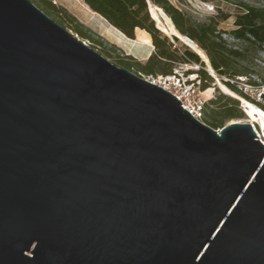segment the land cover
I'll list each match as a JSON object with an SVG mask.
<instances>
[{
	"label": "water",
	"instance_id": "water-1",
	"mask_svg": "<svg viewBox=\"0 0 264 264\" xmlns=\"http://www.w3.org/2000/svg\"><path fill=\"white\" fill-rule=\"evenodd\" d=\"M0 264H264V143L0 0Z\"/></svg>",
	"mask_w": 264,
	"mask_h": 264
},
{
	"label": "trees",
	"instance_id": "trees-1",
	"mask_svg": "<svg viewBox=\"0 0 264 264\" xmlns=\"http://www.w3.org/2000/svg\"><path fill=\"white\" fill-rule=\"evenodd\" d=\"M30 1L57 23L72 30L82 39L88 40L92 48L118 66L134 73L155 76L170 74L179 65L195 64L199 66L195 72L200 80L201 90L209 88L214 82L213 76H218L221 84L230 91L245 98L244 100L255 107L260 105L240 91L231 80H235L237 76H245L248 84L261 85L248 77L251 71L247 53L250 49L254 52L264 51V7H256L242 1L237 3L241 11L235 16V28L229 31L235 42L229 43L223 37L225 31L218 28L219 22L227 19L229 14L220 10H218L220 13L210 17L208 21H198L170 0H82L90 11L100 15L126 38L133 41L136 32L135 42L153 46L149 57L145 61H140L130 54H124L115 44L85 26L65 7L56 5L52 0ZM148 2L153 5H149ZM156 24L166 34L179 32L188 37L191 41L188 39L186 43L191 45L203 60H208L207 68L213 76L205 69L204 61L196 52L182 41L180 47L174 45L172 40L178 42L179 39L173 36L171 40L156 27ZM262 60L264 62V57ZM243 62L245 65H242ZM261 81L264 82V76L261 77ZM236 98L219 93L216 98L209 99V103L204 105L202 111V122L216 129L222 127L227 120L243 117L239 100Z\"/></svg>",
	"mask_w": 264,
	"mask_h": 264
},
{
	"label": "rangeland",
	"instance_id": "rangeland-1",
	"mask_svg": "<svg viewBox=\"0 0 264 264\" xmlns=\"http://www.w3.org/2000/svg\"><path fill=\"white\" fill-rule=\"evenodd\" d=\"M172 3L183 9L186 13L191 15L194 19L198 21H208V19L212 16L217 15L218 10L222 11L223 13L229 14V17L223 21H220L218 24V28L224 30L223 37L229 42L233 43L235 42V39L232 37V35L229 33L230 30L235 28L234 20L235 16L239 11H241L240 6H238V2L242 1L244 3H248L250 5L256 6V7H264V0H170ZM53 3L56 5H61L67 9L72 15H74L81 23H83L85 26L92 29L95 33L98 35H101L105 40H107L110 43L116 42L118 45L123 47L115 38L113 35H111L106 29L103 27L107 25L106 21H103L101 18H99L96 14L92 13L89 9V7L83 3L82 0H52ZM106 23V24H105ZM68 29L67 27H65ZM72 34L77 36L79 39L83 40L86 44H89V41L86 39H82L78 34L74 33L72 30L68 29ZM169 35V34H168ZM172 40V37H169ZM182 40L186 41V39L180 37ZM135 41V40H134ZM139 43V41H136ZM174 45L181 46L182 42L179 40L178 42H174ZM115 44L117 47H119L124 54H135L137 56L142 55L144 53V43H139L136 47H132V51L125 49V47L121 48ZM147 45V44H146ZM126 46V45H125ZM125 49V50H124ZM130 49V48H129ZM143 49V50H142ZM129 52V53H128ZM247 57L249 59V69L250 73L248 74V77L252 80L257 81L261 85H264V82L261 81V77L264 76V51L259 50L254 52L252 49L247 53ZM205 61V60H204ZM206 65L208 66V63L206 62ZM242 65H245L243 62ZM199 66H196L195 64H183L176 66L175 68L179 69L180 71H183L186 74H194L198 77L197 73L195 72L196 69H198ZM206 67V66H205ZM174 68V69H175ZM191 70L192 73H188L187 71ZM209 73V72H208ZM140 75L141 77L147 79L146 74L142 73H136ZM211 76H213L211 73H209ZM214 82L211 83L209 88H206L204 91V96L207 99H214L218 96L219 93L227 94L233 98H236L235 96L228 94L218 86V82L222 83V81L219 79L218 76H213ZM226 80V78H224ZM238 100V98H236ZM209 103V100L206 102V105ZM239 106L241 110L243 111L244 116L241 118H234L230 119L224 122V125L232 122V121H240V122H248L252 123L254 130L256 133H259V135H264V126H262L258 120L251 117L247 109L244 107L243 103L242 106ZM205 110H208V108H205ZM258 125H257V124ZM221 127L216 128L219 129ZM262 137V136H261Z\"/></svg>",
	"mask_w": 264,
	"mask_h": 264
},
{
	"label": "built area",
	"instance_id": "built-area-1",
	"mask_svg": "<svg viewBox=\"0 0 264 264\" xmlns=\"http://www.w3.org/2000/svg\"><path fill=\"white\" fill-rule=\"evenodd\" d=\"M147 80L170 92L180 101L184 109L196 119L202 121V111L209 99L203 96V92L206 89L201 90L200 80L196 75L186 74L175 68L170 74L147 75ZM246 80L247 77L245 76H237L236 79L231 80V82L235 83L236 87L246 96L260 103V105H255L257 106L258 114H261V117L264 118V103L259 96L261 92H264V85L252 86L248 84ZM238 100L241 102L240 105L242 106L241 99L238 98ZM257 135L261 142L264 143V135H261L262 137H260L259 133H257Z\"/></svg>",
	"mask_w": 264,
	"mask_h": 264
},
{
	"label": "bare ground",
	"instance_id": "bare-ground-1",
	"mask_svg": "<svg viewBox=\"0 0 264 264\" xmlns=\"http://www.w3.org/2000/svg\"><path fill=\"white\" fill-rule=\"evenodd\" d=\"M92 12V11H91ZM94 14H96L95 12H92ZM99 18H101L103 21H105L100 15L96 14ZM106 24V23H105ZM104 29H106L111 35L114 36V38L123 46L125 47V49L129 50L130 52L132 51V47H136L137 45H139V43L134 42L128 38H126L120 31H118L117 29H115L114 27H112L111 25H109L107 23V25H105L103 27ZM186 39V38H184ZM188 40V39H186ZM126 45V46H125ZM145 48L144 49V53H142V55H146L149 53L150 51V46L147 44L144 45ZM130 48V49H129ZM142 49V50H143ZM195 51V50H194ZM197 52V51H196ZM141 55V54H140ZM208 63V60L205 61ZM218 86L222 89V91L231 94L237 98H240L244 107L247 109L248 114L253 117L254 119L258 120L259 123L264 126V118L261 117V114H258V110L257 107H255L253 104L247 102L246 100H244L243 98L239 97L238 95H236L235 93H233L232 91H230L227 87H225L223 84L218 82ZM203 96H204V92H203ZM261 137V136H260Z\"/></svg>",
	"mask_w": 264,
	"mask_h": 264
},
{
	"label": "crops",
	"instance_id": "crops-1",
	"mask_svg": "<svg viewBox=\"0 0 264 264\" xmlns=\"http://www.w3.org/2000/svg\"><path fill=\"white\" fill-rule=\"evenodd\" d=\"M130 39V38H129ZM134 40H137V35H136V32H135V37H134ZM133 40V41H134ZM150 41H151V37H150ZM135 42V41H134ZM114 44H117L116 42H114ZM118 45V44H117ZM118 46H120V45H118ZM150 46V45H149ZM121 47V46H120ZM121 48H123V47H121ZM125 50V49H124ZM152 51H153V46H150V51H149V53L148 54H146V55H140V56H137V55H135V54H132V53H129L130 55H132L133 57H135L136 59H138V60H140V61H145L148 57H149V55L152 53Z\"/></svg>",
	"mask_w": 264,
	"mask_h": 264
}]
</instances>
